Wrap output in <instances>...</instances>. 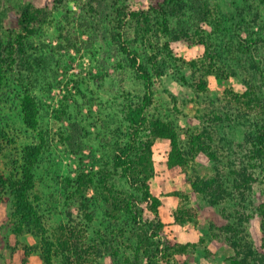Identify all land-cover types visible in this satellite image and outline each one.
<instances>
[{
	"label": "rangeland",
	"instance_id": "374dc122",
	"mask_svg": "<svg viewBox=\"0 0 264 264\" xmlns=\"http://www.w3.org/2000/svg\"><path fill=\"white\" fill-rule=\"evenodd\" d=\"M129 2L133 9L150 5V0ZM27 4L47 6L51 14L30 38L27 57L9 76L8 96L0 102V128L6 133L2 167L9 176L17 174L20 150L36 144L42 133L45 146L35 169L34 197L48 234L62 228L84 229L91 241L99 244L103 235H111L108 212L112 210L102 204L96 185L104 179L117 192L130 189L120 177L114 157L118 146L126 145L131 136L127 111L143 102L145 87L123 48L113 40V26L102 18L86 20L74 0L59 6H54V0H0V32L6 39L18 29L19 11ZM205 8L206 18H198L191 8L181 18H171L176 38L164 34L154 20L153 37L160 47L157 59L165 68L162 76H153L154 101L146 115L163 114L175 121L190 167H183L187 174H173L168 166L171 141L157 138L152 148L155 174L150 179L151 192L161 201L157 207L163 223L161 237L196 245L185 253L160 256L157 264H264L260 212L264 180L260 168L253 170L257 179L247 183L244 199L231 182L223 185L226 195L221 202L205 198L192 187L193 181L216 173L219 161L210 152L217 151L216 157L224 163L233 157L237 169L244 168L239 159L249 156L258 118L238 119L228 99L247 90L248 77L264 91V81L245 63L250 52L264 56V0H207ZM66 33L69 39L63 36ZM134 35L132 32L133 39ZM220 41L226 55L241 58L237 75L221 69L222 61L228 65L230 57L219 59L216 51L221 50L216 45ZM140 44L141 38L137 49L145 57V45ZM26 88L40 107L38 130L21 120L18 93ZM224 113L229 118L219 122ZM147 128L148 124L142 126L140 136H145ZM199 132L207 133L205 141L212 148L190 158V135ZM69 139H76L75 149H71ZM80 173L95 178V184L87 188L89 201L74 195V181ZM80 201L95 213L94 221L84 215ZM153 206L143 202L144 219L157 217ZM180 208L188 209L193 220L178 222L176 211ZM116 238L119 243L125 240ZM101 247L105 249L104 244ZM126 254L133 256L130 250ZM101 261L117 264L109 255ZM0 264H44L38 236L17 229L13 197L8 192L0 199ZM54 264L67 263L57 257ZM120 264L130 263L123 260Z\"/></svg>",
	"mask_w": 264,
	"mask_h": 264
},
{
	"label": "trees",
	"instance_id": "16d2710c",
	"mask_svg": "<svg viewBox=\"0 0 264 264\" xmlns=\"http://www.w3.org/2000/svg\"><path fill=\"white\" fill-rule=\"evenodd\" d=\"M67 1L70 0H54V6L63 5ZM74 1L87 16L86 20L102 18L113 26V40L123 48V52L128 56L131 66L137 71L145 87L143 102L135 108L131 106L127 111V121L133 127L131 136L126 145L118 146L114 157L116 167L120 170V177L126 181L130 189L117 192L104 179L98 181L100 185H96V190L101 196L102 204L107 205L108 208L110 207V211L112 210L111 212L106 210L110 214L108 227L111 230V235L110 237L107 234L103 235L99 244L97 241L92 242L84 229L76 231L77 229L66 230L62 228L48 234L39 205L34 197L36 187L35 169L45 146L44 136L39 133V141L36 144L24 146L20 150L21 159L17 174L7 175L0 160V199L7 192L12 195L17 229L19 232H29L38 236L41 258L44 264H54L57 257H63L67 264H104L101 259L103 260L106 255H109L117 264L122 263L123 260H127L130 264H143L146 261L148 264H157L161 258L160 256L165 258L169 253H185L196 245L193 243H180L173 239L161 237L163 223L158 218L157 209L161 201L151 192L150 179L155 174L152 148L157 138H168L171 141L168 166L173 174L178 172L187 174L184 168L185 166L190 167V159L175 121L163 114H156L151 118L146 115L147 108L154 101L153 76L155 73L162 76L165 68L163 65H159L157 59L160 47L155 44V37H153L156 24L154 20L161 26V31L164 34L167 33L176 38L178 35L175 34L176 29L171 28V18H181V15H185L188 8L196 12L194 14L198 18H206L205 12L207 9H204V7L207 0H205V3L202 0H150V5L146 9H133L129 0ZM50 14L51 10L47 6L37 7L27 4L19 11L17 17L18 29L15 33L6 39L0 32V102H3L5 96H8L9 92H6V88L9 76L14 73L17 64L27 57L30 38L38 32L39 24L48 21ZM178 28L184 32V28L182 29L181 26H178ZM132 32L135 33L134 39L131 37ZM63 36L69 39L67 37L68 33L63 34ZM139 38H141L140 45H143L142 43L145 45L143 50L145 57L137 49ZM223 43V41H220L216 45V48L221 50L216 51V53L219 59L230 57V60L228 65L221 60L223 66L220 68L224 70V73L230 70V73L237 75L242 68L240 65L237 66L241 58L235 59L233 54L226 55V48ZM206 45L210 46L208 43ZM241 46L240 41L239 48ZM146 48L151 49V53L146 51ZM242 54L244 53L242 52ZM256 55L250 52L248 61H244L249 68H254V76H258L264 81V56ZM218 73L220 76L224 75L221 70ZM242 74L245 78V73ZM245 83L247 84V90L243 94L228 99L229 107L235 111L238 119L258 118L255 125V134L251 140L252 147L249 156L239 159L244 168L237 169L233 157H229L224 163L216 157L217 151H212L210 156L219 161L216 173L212 177L193 181L192 184V187L198 193L200 192L205 198L213 202H221L225 198L223 185L226 182H231L241 198L244 199L243 190L247 188V183L257 179V176L253 175V170L257 168H260L264 180V91L249 77L245 79ZM18 100L22 122L27 127L38 130L40 107L36 98L26 88L24 92L20 91L18 93ZM225 118H229L227 113L219 116V122L225 121ZM144 124H148V128L145 130L146 133L143 137L140 136V133L143 131L142 126ZM205 134L207 133L199 132L190 135V152L192 154L190 158H194L201 151L206 152L212 148V145L206 143ZM75 140L69 139L68 144L71 149H75L77 146ZM5 143L6 133L3 128H0V157L6 148ZM206 144L209 147H206ZM250 169H252L251 173H249ZM94 184L95 178L92 174L80 173L74 181V185H76L74 195L89 201L85 197L88 192L87 188L92 187ZM143 202L153 203V208L157 213L155 219L143 218ZM80 205L89 221H94L95 217L93 216L95 213H90L88 204L80 201ZM260 212L263 217L262 225L264 229V202L260 206ZM176 213L177 221L182 224L193 220V215L188 209L180 208ZM106 236L107 239H105ZM118 236L125 240L119 243L120 241L116 238ZM125 242H128L127 245ZM103 244L105 249L101 247ZM129 250L133 252V256L126 254ZM124 254L127 255L124 257L126 259L122 257Z\"/></svg>",
	"mask_w": 264,
	"mask_h": 264
}]
</instances>
